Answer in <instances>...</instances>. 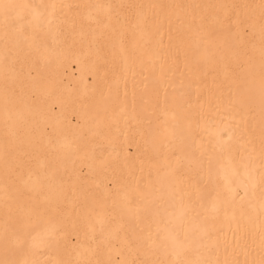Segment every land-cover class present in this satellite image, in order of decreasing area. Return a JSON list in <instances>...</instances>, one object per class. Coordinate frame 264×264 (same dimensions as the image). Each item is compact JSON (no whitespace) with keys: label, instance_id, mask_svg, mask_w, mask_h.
Instances as JSON below:
<instances>
[{"label":"bare ground","instance_id":"bare-ground-1","mask_svg":"<svg viewBox=\"0 0 264 264\" xmlns=\"http://www.w3.org/2000/svg\"><path fill=\"white\" fill-rule=\"evenodd\" d=\"M264 0H0V264H259Z\"/></svg>","mask_w":264,"mask_h":264},{"label":"snow or ice","instance_id":"snow-or-ice-1","mask_svg":"<svg viewBox=\"0 0 264 264\" xmlns=\"http://www.w3.org/2000/svg\"><path fill=\"white\" fill-rule=\"evenodd\" d=\"M259 264H264V259H262V260L259 262Z\"/></svg>","mask_w":264,"mask_h":264}]
</instances>
